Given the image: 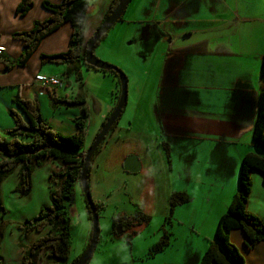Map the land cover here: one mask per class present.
<instances>
[{
	"label": "crops",
	"instance_id": "1",
	"mask_svg": "<svg viewBox=\"0 0 264 264\" xmlns=\"http://www.w3.org/2000/svg\"><path fill=\"white\" fill-rule=\"evenodd\" d=\"M21 1L0 0V45L6 48L0 58V141L12 139L7 132L15 123L9 111L18 110V98L37 102L55 131L74 135L80 111L64 108L61 100L81 97L91 117L88 137L96 129L94 140L117 106L119 79L82 62H41L42 55L68 50L70 24L44 38L27 64L18 67L24 46L13 35L30 32L36 21L50 18L44 1L60 3L34 0V7L20 15ZM113 1H90L84 43L106 20ZM94 54L123 71L128 99L90 166H95L96 177L102 171L103 177L112 173L121 179L117 188L142 205L136 213L118 214L114 239L127 241L135 232L141 234L157 217L162 225L155 241L170 226L173 238L166 254L172 252L178 226L186 252L184 259L167 256L163 264H199L238 191L243 157L254 153L253 132L264 90V0H131ZM37 75L62 78L63 85L40 94ZM129 156L138 158L139 173L124 170ZM259 173H252L248 211L264 221V177ZM121 174L139 177L130 180ZM97 197L102 209L105 197ZM137 213L150 216V222L134 223ZM129 219L135 228L124 231ZM230 239L247 264H264V243L247 250L240 231H233Z\"/></svg>",
	"mask_w": 264,
	"mask_h": 264
},
{
	"label": "trees",
	"instance_id": "2",
	"mask_svg": "<svg viewBox=\"0 0 264 264\" xmlns=\"http://www.w3.org/2000/svg\"><path fill=\"white\" fill-rule=\"evenodd\" d=\"M59 1L58 4L44 1L42 7L51 13L50 18L46 21H36L30 32L13 35V39L21 41L24 46L23 53L16 65L24 67L44 38L56 32L65 24H70L72 35L68 50L56 55H42L41 62L43 64H75L82 62L89 69L110 73L119 79L115 71L106 72L85 64L86 46L91 40L90 38L88 42L84 43L85 20L91 0ZM119 2L120 0L113 1L107 18L116 9ZM33 7L34 0H22L17 8V13L25 15ZM107 35L108 33L102 37L101 41ZM6 67L9 68L7 65ZM117 69V71L123 73L121 69ZM262 73L264 75V64ZM71 104L82 107L81 117L74 120L77 128L76 133L71 136L54 131L42 118L37 102L18 98L16 101L18 110L9 111L15 126L7 132L12 139L9 142L0 141V187L8 176L17 172L19 178L18 189L20 194L25 197L32 191V175L36 169L44 167L47 161H55L61 167L60 172H53L49 178L50 183L54 186L50 196V205L43 206L35 218L26 220L21 226L22 236L27 237L32 233H36L40 237L30 247H26L21 240L19 241L22 250L20 264H73L76 261L69 262L72 247L70 209L74 196V186L80 180L83 158L87 152L84 149V143L89 125V114L86 102L83 99L76 100ZM114 127L115 125L111 128L109 134ZM22 139L29 141L25 142ZM253 144L264 151V90L261 91L259 97ZM101 146L95 152L92 160ZM90 169L91 166L89 173ZM253 171L260 172L264 177V155L250 152L243 157L239 173L238 191L233 196L227 212L218 222L215 235L216 242L209 245L199 264H247L240 250L230 239L233 231H240L244 235L247 250H252L258 243H264V221L248 211ZM95 207L97 212L101 210V207L96 203ZM3 213L4 206L0 197V214ZM133 220L137 225L147 224L150 222V216L137 213ZM118 222H120L119 217L114 218V229H116ZM134 234L136 235V233ZM130 241L131 238H127V242ZM169 244L168 235H164L160 242L154 246L152 253L163 252ZM0 264H5L1 257Z\"/></svg>",
	"mask_w": 264,
	"mask_h": 264
},
{
	"label": "rangeland",
	"instance_id": "3",
	"mask_svg": "<svg viewBox=\"0 0 264 264\" xmlns=\"http://www.w3.org/2000/svg\"><path fill=\"white\" fill-rule=\"evenodd\" d=\"M61 80L63 82L62 78ZM81 98L84 100V97ZM81 98L63 99L61 102L63 107L68 110H79L81 117L82 107L71 104ZM88 99L90 102L92 101L90 97H88ZM90 118L91 117H88L89 125L87 128L86 141L84 143V149L86 151L92 145L93 136L96 132V129L92 128L91 135L88 137V132L91 126ZM254 153L262 156L264 155V151L260 150L255 145ZM52 163L54 167L52 166ZM56 167H60L57 162L47 161L44 167L36 169L32 175V191L25 197L20 194L18 189L19 178L17 172L8 176L2 183L0 187V197L4 206V213L0 214V257L5 264L21 263L22 250L19 246L20 240L26 247H30L33 242L40 237V235L36 233H32L27 237L22 236L21 226L26 220L35 218L43 206L50 205V196L53 192L54 186L50 183L49 178L53 172H56L54 170ZM253 172L259 173L258 171ZM121 175L123 176L124 174ZM104 177L102 171L96 177L95 166H91L89 173V186L92 199L98 204L97 196L100 198L105 197V207L103 206L98 212L100 237L93 258L88 264H163L166 262L164 260H167L168 257L172 259H184L186 254L183 244L184 238L178 232V226L177 228H174L177 232L178 242L174 246L172 252L166 254L165 249L161 253H152L154 246L160 242L164 235H168L169 240H172L173 238L170 226L166 225L165 230L160 232V239L155 241L157 238L156 234H158V230L161 229L160 226L162 225V221L157 217L149 223L147 230L139 235H137V232H135L136 235H131L130 242L117 241L114 239V218L123 212L136 213L141 210L142 205L141 202L135 203L134 199L129 200L128 196L117 188L121 179L117 178L116 180L115 175L112 173H108ZM125 177H129L128 179L133 180L136 179L134 177L139 176L128 175ZM111 190L113 193H108L109 191L111 192ZM70 217L72 247L69 262L72 263L75 260L77 261L87 250L92 236L93 227L91 213L80 180L74 186ZM154 241L156 242L155 244L153 243Z\"/></svg>",
	"mask_w": 264,
	"mask_h": 264
},
{
	"label": "water",
	"instance_id": "4",
	"mask_svg": "<svg viewBox=\"0 0 264 264\" xmlns=\"http://www.w3.org/2000/svg\"><path fill=\"white\" fill-rule=\"evenodd\" d=\"M131 0H120L116 9L111 13V15L101 24L96 33L92 36L91 40L88 42L85 51V64L92 66L96 69L111 72L115 71L119 76L121 94L117 106L110 117L106 120L105 124L102 126L101 131L97 134L92 145L87 150L85 157L83 158V169L80 174V183L86 198L88 208L91 213L92 218V236L89 242V246L85 253L73 264H88L94 255L96 247L98 245L100 237V226H99V215L95 207V202L92 199L90 186H89V168L91 165L92 157L94 156L97 149L104 142L108 136L111 128L116 124L117 120L121 117L123 110L127 104L128 99V83L127 77L121 71L110 64L104 63L96 58L94 54L95 47L100 43L102 37L109 33L112 28L121 20L126 9L128 8ZM140 162L136 156H129L124 162V170L131 174H137L140 172Z\"/></svg>",
	"mask_w": 264,
	"mask_h": 264
},
{
	"label": "built area",
	"instance_id": "5",
	"mask_svg": "<svg viewBox=\"0 0 264 264\" xmlns=\"http://www.w3.org/2000/svg\"><path fill=\"white\" fill-rule=\"evenodd\" d=\"M4 53H6V48L0 45V58L4 55ZM35 82L40 85V94H43V92H46L49 88L60 87L63 85L60 78L47 75H37L35 77Z\"/></svg>",
	"mask_w": 264,
	"mask_h": 264
},
{
	"label": "flooded vegetation",
	"instance_id": "6",
	"mask_svg": "<svg viewBox=\"0 0 264 264\" xmlns=\"http://www.w3.org/2000/svg\"><path fill=\"white\" fill-rule=\"evenodd\" d=\"M134 223H135V221H134ZM134 223H133V221H131L129 219V221H126L125 223H123V225L125 226V228L123 230L124 231H131L133 228H135Z\"/></svg>",
	"mask_w": 264,
	"mask_h": 264
}]
</instances>
